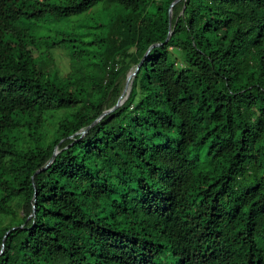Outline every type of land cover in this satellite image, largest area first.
Returning <instances> with one entry per match:
<instances>
[{
    "label": "trees",
    "instance_id": "16d2710c",
    "mask_svg": "<svg viewBox=\"0 0 264 264\" xmlns=\"http://www.w3.org/2000/svg\"><path fill=\"white\" fill-rule=\"evenodd\" d=\"M174 1L0 0V264H264V0Z\"/></svg>",
    "mask_w": 264,
    "mask_h": 264
},
{
    "label": "water",
    "instance_id": "95a60500",
    "mask_svg": "<svg viewBox=\"0 0 264 264\" xmlns=\"http://www.w3.org/2000/svg\"><path fill=\"white\" fill-rule=\"evenodd\" d=\"M179 1H180V0H175V1L172 3L171 7H170V10H169L170 24H171V20H172V16H173V12H172L173 7H174ZM172 32H173V31L170 30L169 37H170V35L172 34ZM159 45H160V44H154V45H152V46L149 48V50L147 51V53H146L145 57L142 59V61H141L136 67H134V68L132 69L133 71L131 70L132 72L130 71V72L128 73V75H127V77H126V82H125V86L127 87V86L129 85L130 81H131V88H130V91H129L128 96H127L125 99H123V91H124V89H123V91H122V93H121V95H120V97H119L117 103H116L112 108H110V109H108V110H105V111L102 113V115H101L97 120H95V121H94L89 127L83 128L82 130H80L79 132H77L75 135H80L81 137H83V136L88 132V130H89L94 124H96L98 121H100L103 117L107 116L108 114H110V113L114 112L115 110H117L118 108H120V107L125 103V101L128 99V97H129V95H130V93H131L134 78H135L136 75L138 74L139 69H140V67H141V65H142V63H143V61L146 59V57H147V55L150 53V51H151L153 48H155V47H157V46H159ZM75 135L71 136L70 138H73ZM59 152H60V149H59V146H57V147L54 149V153H53L52 157L50 158V160L48 161L47 165H46L45 167H43L42 169L38 170L36 173H39V172L45 170L48 166H50V165L53 163V161L55 160V157L57 156V154H58ZM36 200H37V191L35 190L34 202H36ZM34 208H35V206H34ZM9 233H10V231H8V232L5 234L4 238H3V249H4L5 241H6V239H7Z\"/></svg>",
    "mask_w": 264,
    "mask_h": 264
},
{
    "label": "rangeland",
    "instance_id": "374dc122",
    "mask_svg": "<svg viewBox=\"0 0 264 264\" xmlns=\"http://www.w3.org/2000/svg\"><path fill=\"white\" fill-rule=\"evenodd\" d=\"M54 67L60 76H65L70 72V57L68 51L64 47H59L52 50ZM126 78L124 79L125 87ZM124 89V88H123ZM20 216H24L22 210L19 212Z\"/></svg>",
    "mask_w": 264,
    "mask_h": 264
},
{
    "label": "bare ground",
    "instance_id": "6f19581e",
    "mask_svg": "<svg viewBox=\"0 0 264 264\" xmlns=\"http://www.w3.org/2000/svg\"><path fill=\"white\" fill-rule=\"evenodd\" d=\"M133 71V70H132ZM131 71V72H132ZM130 88H131V81H130V83H129V85L126 87H124V91H123V99H125L127 96H128V94H129V91H130Z\"/></svg>",
    "mask_w": 264,
    "mask_h": 264
}]
</instances>
